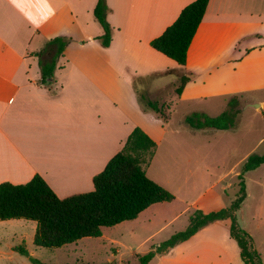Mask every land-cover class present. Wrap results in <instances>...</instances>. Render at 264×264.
<instances>
[{
	"label": "crops",
	"instance_id": "1",
	"mask_svg": "<svg viewBox=\"0 0 264 264\" xmlns=\"http://www.w3.org/2000/svg\"><path fill=\"white\" fill-rule=\"evenodd\" d=\"M193 1L107 0L114 32L110 46L104 47L98 39L104 28L94 14L98 0H0V183H25L39 173L61 198L91 191L93 177L135 127L159 147L178 100L230 96L250 88L254 83L246 86L244 79L258 73L250 64L264 60V0H210L182 65L150 42ZM56 36L72 41L59 58L52 83L42 84L37 52ZM183 72L192 78L182 94L163 99L171 108L168 121L142 110L135 76H151L161 89L174 85ZM263 104L252 100L247 107ZM185 155L178 144L170 152L178 164ZM174 203L177 198L154 203L117 225L126 227L130 221L134 230L141 215L154 207L171 209ZM188 210L186 206L176 217ZM258 217L263 215H252ZM230 226V219L217 220L149 264H245ZM243 226L264 263V226L247 219ZM109 238L125 245L118 237ZM136 253L130 251L131 256ZM126 260L109 257L108 262Z\"/></svg>",
	"mask_w": 264,
	"mask_h": 264
},
{
	"label": "trees",
	"instance_id": "2",
	"mask_svg": "<svg viewBox=\"0 0 264 264\" xmlns=\"http://www.w3.org/2000/svg\"><path fill=\"white\" fill-rule=\"evenodd\" d=\"M209 2L210 0H194L187 4L177 19L162 34L151 40V46L185 65L188 50ZM109 12L107 0H98L94 14L104 28V33L98 37L104 47L110 46L114 32V27L108 20ZM71 41V37L56 36L48 40L42 50L37 52L42 72L40 83H52L59 58ZM151 78L134 77L139 103L143 111L153 112L164 121H168L170 106L163 99H152L148 96V83ZM191 78L192 74L188 72L178 76L174 83L177 95L182 94ZM241 111L240 97L233 95L222 113L209 115L197 110L187 114L184 121L195 129H232L236 126ZM156 148L157 142L141 127H135L123 148L93 177L94 189L64 198L59 197L39 173L25 183L2 182L0 220L37 221L39 225L34 236V244L42 247H61L83 237H100L103 235L104 227L135 219L150 205L172 201L175 198L169 189L152 179L144 168V165L152 160ZM263 163L264 153L250 155L238 175L239 192L229 206L209 212L196 209L185 229L175 232L145 253H136L135 264H149L157 254L168 253L200 229L222 219L231 220L230 233L240 247L244 263L264 264L254 237L238 219V214L248 197L245 173ZM14 250L28 255L34 264H43L32 257L23 245L15 246Z\"/></svg>",
	"mask_w": 264,
	"mask_h": 264
},
{
	"label": "rangeland",
	"instance_id": "3",
	"mask_svg": "<svg viewBox=\"0 0 264 264\" xmlns=\"http://www.w3.org/2000/svg\"><path fill=\"white\" fill-rule=\"evenodd\" d=\"M250 68L258 73L245 78V85L248 86L249 81L253 85L264 84V60L250 64ZM253 85L230 96L180 99L172 109L166 138L157 146L152 160L144 168L152 179L175 195L177 203L173 208L154 207L139 217L132 226L134 230L128 221L126 227H104L105 236L83 237L53 248L34 244L39 225L37 221L0 220V264H34L28 255L14 250L18 245L25 246L30 255L43 264H111L109 257L120 259L122 256L127 259L125 264H135L136 259L130 251L145 253L175 232L185 229L191 213L196 209L214 210L229 206L239 192L238 175L244 163L250 155L264 153V104L258 109L247 107L252 100L264 102V88L254 89ZM174 90L172 84L159 89L154 86V80L148 83V96L152 99H174ZM233 95L240 97L244 108L234 128L194 129L184 121L187 114L197 110L209 115L222 113ZM176 144L186 154L179 164L170 156ZM245 181L248 197L238 219L242 225L247 219L253 225L264 226V163L246 172ZM186 206L189 207L188 212L177 218L176 215ZM257 213L263 218L252 219V215ZM121 232L123 234L120 235ZM149 235H152L151 238L143 243ZM109 237H118L125 245L113 242Z\"/></svg>",
	"mask_w": 264,
	"mask_h": 264
},
{
	"label": "water",
	"instance_id": "4",
	"mask_svg": "<svg viewBox=\"0 0 264 264\" xmlns=\"http://www.w3.org/2000/svg\"><path fill=\"white\" fill-rule=\"evenodd\" d=\"M255 107H259L260 106V103H254L253 104Z\"/></svg>",
	"mask_w": 264,
	"mask_h": 264
}]
</instances>
